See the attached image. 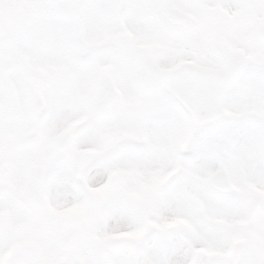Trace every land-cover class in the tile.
Masks as SVG:
<instances>
[{"label": "snow or ice", "instance_id": "6c2138e0", "mask_svg": "<svg viewBox=\"0 0 264 264\" xmlns=\"http://www.w3.org/2000/svg\"><path fill=\"white\" fill-rule=\"evenodd\" d=\"M0 264H264V0H0Z\"/></svg>", "mask_w": 264, "mask_h": 264}]
</instances>
